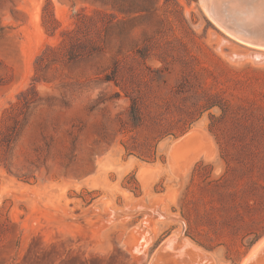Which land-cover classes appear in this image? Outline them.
Listing matches in <instances>:
<instances>
[{
	"label": "rangeland",
	"instance_id": "rangeland-1",
	"mask_svg": "<svg viewBox=\"0 0 264 264\" xmlns=\"http://www.w3.org/2000/svg\"><path fill=\"white\" fill-rule=\"evenodd\" d=\"M263 239V50L200 0H0V264H242Z\"/></svg>",
	"mask_w": 264,
	"mask_h": 264
},
{
	"label": "bare ground",
	"instance_id": "bare-ground-1",
	"mask_svg": "<svg viewBox=\"0 0 264 264\" xmlns=\"http://www.w3.org/2000/svg\"><path fill=\"white\" fill-rule=\"evenodd\" d=\"M200 2L208 17L205 2H209L213 8L225 14V17L228 18L229 16L231 20L238 18L239 21L244 22V28L251 29L252 32L259 31V34L264 33V0H200ZM187 248V245L181 247L179 249L180 254L185 253ZM256 248L242 264H264V239L260 241ZM189 264L196 263L189 262Z\"/></svg>",
	"mask_w": 264,
	"mask_h": 264
},
{
	"label": "water",
	"instance_id": "water-1",
	"mask_svg": "<svg viewBox=\"0 0 264 264\" xmlns=\"http://www.w3.org/2000/svg\"><path fill=\"white\" fill-rule=\"evenodd\" d=\"M204 4L206 12L209 18H211L210 20L227 36L242 45L264 51V33L259 34V31L252 32L250 31L251 29L244 28V22L239 21L238 18L231 20L229 16L227 18L224 16L225 14L213 8L209 2H205Z\"/></svg>",
	"mask_w": 264,
	"mask_h": 264
},
{
	"label": "trees",
	"instance_id": "trees-1",
	"mask_svg": "<svg viewBox=\"0 0 264 264\" xmlns=\"http://www.w3.org/2000/svg\"><path fill=\"white\" fill-rule=\"evenodd\" d=\"M42 56L43 55L38 56V58L36 59L35 65H37V62H41ZM34 79H35V77L33 78V81H35ZM27 92H31V94H33V97L24 99L22 110L19 112L20 115L22 116L23 121L25 120L26 113H27L28 109L30 108V106H36L40 103V100H38L36 98L37 95H36V92H35V89L33 86L22 91L17 97L18 100H19V98H23L25 96V94H27ZM21 126L22 125L20 124V122L18 120H16V119L12 120V122L9 126V134L5 138L6 145H9L10 143H12L14 141L15 137L18 135V133L20 131Z\"/></svg>",
	"mask_w": 264,
	"mask_h": 264
}]
</instances>
